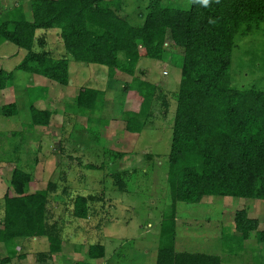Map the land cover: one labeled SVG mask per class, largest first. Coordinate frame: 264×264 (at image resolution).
Wrapping results in <instances>:
<instances>
[{"label":"rangeland","instance_id":"rangeland-1","mask_svg":"<svg viewBox=\"0 0 264 264\" xmlns=\"http://www.w3.org/2000/svg\"><path fill=\"white\" fill-rule=\"evenodd\" d=\"M152 1L120 0L119 15L132 25H140ZM162 1L183 10L192 4V0ZM30 2L0 0V19L7 20L10 10L21 5L29 15ZM37 35L45 40L43 50L52 58L69 60L70 81L66 87L53 81L59 86L45 107L57 115L45 128L30 126V106L41 97L48 98L50 88L41 91L31 80L35 76L15 71L1 92L0 103H15L19 113L7 117L0 112V220L4 218L5 196L13 194V172L24 170L34 177L27 189L30 193L51 184L47 222L58 227L64 243L61 252L54 255L47 238L18 239L7 249L0 243V264H157L161 225L172 213L169 154L182 50L168 48L163 61H140L136 76L161 92L152 101L143 131L134 134L126 129L124 119L131 101L123 94L133 78L119 74L111 79L105 66L76 62L64 49L57 30H39ZM34 50L41 48L35 45ZM27 53L12 43H3L0 70L14 71ZM231 69L233 87L264 90V26L240 36ZM84 87L104 91L95 111L85 112L74 103V92ZM78 195L95 198L88 221H75L70 216ZM243 209L264 229L262 200L205 197L198 204L177 203L176 251L217 255L222 264H264L263 246L254 234L243 250H234V220ZM99 243L105 245V258L91 260L88 244ZM6 258L9 262H2Z\"/></svg>","mask_w":264,"mask_h":264},{"label":"trees","instance_id":"trees-1","mask_svg":"<svg viewBox=\"0 0 264 264\" xmlns=\"http://www.w3.org/2000/svg\"><path fill=\"white\" fill-rule=\"evenodd\" d=\"M118 1L31 0L29 15L24 5L10 10L7 20L0 19V46L8 42L28 53L14 71L0 70V95L15 71L69 85V60L52 58L43 50L45 40L37 35L39 30H57L76 62L105 66L111 79L118 74L133 78L124 86V97L131 101L124 121L130 133L140 134L161 91L138 78L137 67L143 58L163 61L168 48L181 49V83L175 94L169 154L172 213L161 225L157 264H222L217 255L176 251V205L198 204L205 197L264 201V90L235 88L231 74L240 36L264 26V0H192L189 10L153 0L140 25L119 15L122 4ZM35 45L41 50H34ZM103 95V90L84 87L74 103L85 112L95 111ZM0 106L3 116L19 113L15 103ZM30 113L32 128L49 127L57 115L34 103ZM33 180L31 173L14 170L13 194L5 196L0 220V243L7 249L18 239L47 238L54 255L61 252L64 240L58 227L47 222L51 184L30 193L27 189ZM94 201L93 196L74 198L72 219L88 221ZM259 226L247 210L237 212L234 250H243L254 234L264 252V229ZM222 239L226 242L225 236ZM88 247L91 260L105 258V245Z\"/></svg>","mask_w":264,"mask_h":264},{"label":"crops","instance_id":"crops-1","mask_svg":"<svg viewBox=\"0 0 264 264\" xmlns=\"http://www.w3.org/2000/svg\"><path fill=\"white\" fill-rule=\"evenodd\" d=\"M35 76L36 78H32L31 80L35 83V85L37 86L36 88L40 89L41 91H44L46 88H50V90L52 91V94L49 95L48 98H44V97H41L40 98V101L38 103H35V106L40 108V109H45V104H48V102H46V100H50V97L53 96V94L55 93L54 91L57 89V87L59 86H54L55 83L53 81H50L42 76H39V75H33ZM119 76V74H118ZM116 81V80H115ZM61 86V85H60ZM69 90H71L70 88H68ZM4 92V91H3ZM74 92V91H73ZM75 93V94H74ZM73 94L75 95V97L79 94V91L76 93L74 92ZM2 96V95H1ZM52 98V97H51ZM47 109V108H46ZM45 128V127H43ZM81 144H79L80 146ZM84 149V148H83ZM38 239H42V238H36V239H33V241H36Z\"/></svg>","mask_w":264,"mask_h":264},{"label":"clouds","instance_id":"clouds-1","mask_svg":"<svg viewBox=\"0 0 264 264\" xmlns=\"http://www.w3.org/2000/svg\"><path fill=\"white\" fill-rule=\"evenodd\" d=\"M207 2V0H205V3Z\"/></svg>","mask_w":264,"mask_h":264}]
</instances>
